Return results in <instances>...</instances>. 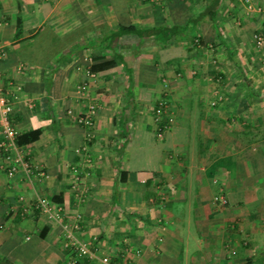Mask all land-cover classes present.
<instances>
[{"label":"crops","instance_id":"0c3cea01","mask_svg":"<svg viewBox=\"0 0 264 264\" xmlns=\"http://www.w3.org/2000/svg\"><path fill=\"white\" fill-rule=\"evenodd\" d=\"M209 1L0 0V83L21 86L10 117L40 129L17 143L27 169L9 175L0 154V264H100L64 245L66 223L117 264H264V97L253 62L231 56L246 47L237 0H219L221 39ZM191 17L208 45L157 38ZM88 103L91 128L75 118Z\"/></svg>","mask_w":264,"mask_h":264},{"label":"built area","instance_id":"2783aa9c","mask_svg":"<svg viewBox=\"0 0 264 264\" xmlns=\"http://www.w3.org/2000/svg\"><path fill=\"white\" fill-rule=\"evenodd\" d=\"M249 10L256 11L261 18L260 25L253 32V40L255 45L264 50V3L257 2L256 4L252 0H244ZM1 53V50H0ZM86 74L93 76L94 73L87 68ZM20 84L16 82L8 81L6 83H0V154L4 156L6 161V171L9 175L14 174L18 170V166L27 169V162L22 159L17 151V143L15 142V136L17 134V128L12 123L10 114L13 111L14 104L17 100V92L20 91ZM88 88V82L84 81L76 85V91L79 96H83ZM165 101L160 99L155 107L156 119L160 122L162 114L164 113ZM71 112V110H69ZM96 112V104L88 103L84 111L77 112L75 115L76 121L82 125L91 128L94 124V115ZM213 199L215 202L225 204L228 202V198L225 196L222 189L214 194ZM45 208V205H41ZM48 211L50 207L47 205ZM51 213V211H50ZM58 217L59 213H55ZM64 225L65 234V246H73L77 251V256H89L91 258H98L100 264H117L107 254L100 255L96 253L95 249H92L87 242H83L75 238L73 229L78 226L77 223H66Z\"/></svg>","mask_w":264,"mask_h":264},{"label":"trees","instance_id":"16d2710c","mask_svg":"<svg viewBox=\"0 0 264 264\" xmlns=\"http://www.w3.org/2000/svg\"><path fill=\"white\" fill-rule=\"evenodd\" d=\"M219 3H220L219 0H210L205 5L204 9H202L204 11V16L206 14L209 15L207 16L206 19L211 22L218 37L221 36L218 30V24L216 22V10H217ZM201 15L200 17H203V12H201ZM197 21H198V18L191 17L188 19V26L185 25L186 27L184 25L175 24L170 27L156 28L155 31L157 32L155 34L157 38L160 39L161 41H165L166 39L172 36H175L178 39L179 38L183 39V38L188 37V38H191L190 41L196 45H202L203 43L205 45H208L206 44V40L202 37L200 33L190 34V31L192 30L193 26L197 23ZM187 28H189V30H187ZM151 30H152L151 28L140 27V26H137L136 24H119L118 30L115 31L116 32L115 35H120L122 33H128V32L136 33L138 36L147 35V34L149 35V34H153ZM219 39H221V37ZM110 63H113V60L102 61L101 63H97L94 66H92L90 70H93L94 68L96 69L99 66H102L105 64L107 65ZM39 134H40L39 128L17 133V135L15 136V141L18 144L31 142L35 140L39 136Z\"/></svg>","mask_w":264,"mask_h":264},{"label":"rangeland","instance_id":"374dc122","mask_svg":"<svg viewBox=\"0 0 264 264\" xmlns=\"http://www.w3.org/2000/svg\"><path fill=\"white\" fill-rule=\"evenodd\" d=\"M235 3L237 5V14L235 16H233L234 18L231 21H232V23H234L236 28L239 27L238 30H239V32H241V35H242V38L244 40L246 47H245V49L240 48L239 50L238 49L235 50V53L231 54V56L240 58V59L244 60V62H245V59L253 62V65H250V66L248 65V68H250V70L252 69L250 72L252 74H254L252 77V79L254 78V82L250 81V84L251 85L253 84L252 89H254V90H255V85H257L256 88H259V95H260L259 97H264V91L260 88L259 82L257 83V79L255 80L256 75H258V78H262V79L264 78V51L259 49L255 45L254 40H253L254 26H256L258 24L260 16L258 15V13L256 11H253L252 9L250 10L249 14H252L254 12L255 15L257 16V17H254L255 21H256V25L254 24V26H253L249 17L245 13L247 6L245 7L241 0H237ZM256 3L257 2H255V4ZM247 10H249V9L247 8ZM231 21H230V27L233 30V25H232ZM214 51H215V49L212 50V52H214ZM189 53L190 52H186L185 54L188 55ZM210 54H211V51L202 50V52L200 51L198 56L199 57L206 56L208 58H210V57L212 58V56H210ZM193 68L195 69L196 67L192 66V68H190V69L192 70ZM261 82H264V81L261 80ZM248 87L249 86L247 85L246 89H248Z\"/></svg>","mask_w":264,"mask_h":264},{"label":"bare ground","instance_id":"6f19581e","mask_svg":"<svg viewBox=\"0 0 264 264\" xmlns=\"http://www.w3.org/2000/svg\"><path fill=\"white\" fill-rule=\"evenodd\" d=\"M264 51V50H263ZM89 84V83H88ZM162 100H164L163 98H162ZM96 109H97V105H96ZM96 113V112H95ZM95 116V115H94ZM81 124V123H80ZM94 125V124H93ZM15 126V125H14ZM84 126V125H83ZM86 127V126H85ZM93 127V126H92ZM17 133H18V131H17ZM17 135V134H16ZM16 142V141H15ZM226 196V195H225ZM227 197V196H226ZM97 252V251H96Z\"/></svg>","mask_w":264,"mask_h":264}]
</instances>
